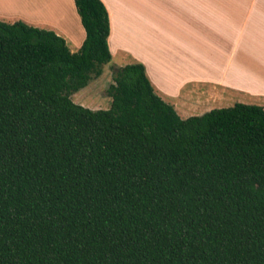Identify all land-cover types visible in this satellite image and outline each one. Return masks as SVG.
Instances as JSON below:
<instances>
[{
  "label": "trees",
  "instance_id": "trees-1",
  "mask_svg": "<svg viewBox=\"0 0 264 264\" xmlns=\"http://www.w3.org/2000/svg\"><path fill=\"white\" fill-rule=\"evenodd\" d=\"M74 1L77 52L0 20V264H264V108L183 119L139 62L76 104L113 55L104 3Z\"/></svg>",
  "mask_w": 264,
  "mask_h": 264
},
{
  "label": "crops",
  "instance_id": "crops-1",
  "mask_svg": "<svg viewBox=\"0 0 264 264\" xmlns=\"http://www.w3.org/2000/svg\"><path fill=\"white\" fill-rule=\"evenodd\" d=\"M101 1L110 16L112 55L114 51L129 55L116 39L113 41L125 28L122 25L121 30L118 28V17L131 13L132 28H151L146 41L148 58L129 56L134 62L145 65L156 93L183 119L192 116L195 110L237 95L252 99L264 108V0ZM144 13L146 22L142 19ZM0 20L24 21L53 30L77 45L74 52L86 39L74 0H0ZM161 28L164 44H173V48L167 49L164 45L163 54L157 56L151 45L157 43V29ZM153 37L156 40L153 41ZM201 44L212 45L209 53L213 56L214 69L205 79L198 58L190 54L203 47ZM171 63L172 68H169ZM175 76H179L178 82ZM163 81L173 86L166 87ZM210 100L213 102L209 103Z\"/></svg>",
  "mask_w": 264,
  "mask_h": 264
},
{
  "label": "rangeland",
  "instance_id": "rangeland-1",
  "mask_svg": "<svg viewBox=\"0 0 264 264\" xmlns=\"http://www.w3.org/2000/svg\"><path fill=\"white\" fill-rule=\"evenodd\" d=\"M120 14V13H118ZM121 16V15H120ZM144 17L142 18L145 22L147 21L146 13L143 15ZM118 24H119V29L121 30V25L122 28L125 27L123 30L119 31L116 36H114V40H117V44L120 45V47L123 48L124 51L129 53L130 56H140V57H145L148 58V53L146 51L147 49V43L149 39V30L146 27L143 29H135L132 28V18H131V13H124V16L118 17ZM116 20V19H115ZM138 21L143 23L139 18ZM134 22H136L134 20ZM122 23V24H121ZM63 28H65L63 26ZM132 29V30H131ZM159 34L157 38V43H152V48L154 51L157 53L156 55L160 53V55L163 54V49L165 48L164 45H166V48L168 49L173 48V44H164L163 42V29H157ZM156 40L153 37V41ZM67 41V40H66ZM69 48L71 51L74 52L76 50L77 45L73 42L68 41L67 42ZM203 47L197 48V50L192 51L191 57H196L198 58L199 66L203 67V78L209 77L212 73V69L214 67L212 66V54L210 55V47L212 46L211 44H201ZM201 45H194L195 47L201 46ZM174 46H179V45H174ZM179 48V47H178ZM172 52L173 50L170 49ZM133 54V55H132ZM167 54V52H166ZM170 53H168L169 55ZM126 54H118L116 51H114L113 59L111 63L105 66L104 68V73L103 75L98 78L94 79L86 88L80 90L76 94L72 96L73 101L76 104H79L85 108L91 109V110H99V109H109L112 103V98L108 94V89L110 85L113 83V74L115 68L125 66L127 64L133 63V58ZM163 57V56H161ZM169 68H172V63L170 64ZM212 77V76H211ZM174 80H179V76H175ZM166 81V80H165ZM176 82V84H177ZM176 84L174 86H176ZM163 85L166 87H172L173 85L169 84L168 82L163 81ZM170 85V86H167ZM209 103H212L213 101L210 100L208 101ZM206 102V103H208ZM237 103H244L248 105H259V103L256 101H252V99L244 98L241 97L240 95H237L236 97H230L229 99H226L225 101H221L216 103L215 105H211V107L200 109V110H195L194 114L190 117L193 116H201L213 109H222V108H230L234 106Z\"/></svg>",
  "mask_w": 264,
  "mask_h": 264
}]
</instances>
